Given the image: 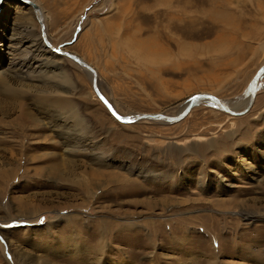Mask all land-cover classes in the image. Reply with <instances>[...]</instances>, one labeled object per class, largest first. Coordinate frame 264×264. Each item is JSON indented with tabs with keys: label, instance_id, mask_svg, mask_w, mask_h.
I'll list each match as a JSON object with an SVG mask.
<instances>
[{
	"label": "rangeland",
	"instance_id": "obj_1",
	"mask_svg": "<svg viewBox=\"0 0 264 264\" xmlns=\"http://www.w3.org/2000/svg\"><path fill=\"white\" fill-rule=\"evenodd\" d=\"M35 1L122 115L241 111L264 63V0ZM2 2L0 264H264V72L242 115L122 123Z\"/></svg>",
	"mask_w": 264,
	"mask_h": 264
},
{
	"label": "water",
	"instance_id": "obj_2",
	"mask_svg": "<svg viewBox=\"0 0 264 264\" xmlns=\"http://www.w3.org/2000/svg\"><path fill=\"white\" fill-rule=\"evenodd\" d=\"M1 1L2 0H0V5H1ZM16 1L21 3V4H24V5L30 4L34 8L35 11H39V9H40L39 5L35 4L31 0H16ZM38 23L40 24V29L42 31L43 39L47 40L46 34L44 32V26H43L42 18H40V17L38 18ZM49 46H51V49L54 52L68 57L69 59L73 60L74 62L79 64L82 68H85L87 71H89L92 74L91 84H92V88L95 91L97 97L105 105V107L108 109L110 114L116 120H118L119 122H122V123H132V122H135V121L141 120V119H150V120L165 119V121L168 123L179 121L181 118H183L185 115H187L189 113V111L197 104L196 100L198 97L202 98L203 100H207V101H210V102L216 104L223 111L229 112L232 115H235V116L242 115V114L246 113L249 110L250 106L252 105L254 97H255V90L257 88V80L261 76V74L264 72V63H263L257 69V71L255 72V74L251 80L250 88H249V97L250 98H249V101H248L247 105L245 106V108H243L241 111H230L216 96H214L210 93H199V94L192 96L189 99V101L186 103V105L184 106L183 110L180 113H178L174 116H171V117L165 116L163 113H137V114H133V115H122L113 107V105L109 102V100L97 88L96 70L91 65L86 63L84 60L81 59V57L77 56L76 54L67 52L65 50H61V49L54 47L52 45H49Z\"/></svg>",
	"mask_w": 264,
	"mask_h": 264
},
{
	"label": "bare ground",
	"instance_id": "obj_3",
	"mask_svg": "<svg viewBox=\"0 0 264 264\" xmlns=\"http://www.w3.org/2000/svg\"><path fill=\"white\" fill-rule=\"evenodd\" d=\"M5 1V0H4ZM32 2H34L35 4H36V1L35 0H31ZM1 3H4V2H2L1 1ZM38 5V4H37ZM26 6H30L32 9H33V11H34V14H35V16H36V19H37V21H38V18L40 17V18H42V22H43V26H44V32H45V30H46V27H45V24H44V19H43V13H42V9L40 8L39 9V11H35L34 10V8L30 5V4H27ZM1 7V6H0ZM1 10V9H0ZM46 34V33H45ZM46 39L47 40H45V39H43L44 41V44L46 45V47H47V49L49 50H51V51H53L52 49H51V46H49V45H51L50 43H49V41H48V38H47V35H46ZM54 52V51H53ZM54 53H56V52H54ZM82 59V58H81ZM71 60V59H70ZM83 60V59H82ZM73 61V60H72ZM86 62V61H85ZM43 62H42V60H41V65L43 66V67H46L47 65H43L42 64ZM76 63V62H75ZM77 64V63H76ZM79 67H81L79 64H77ZM49 67H51V66H49ZM82 68V67H81ZM82 69H84L87 73H89L90 75H91V77H92V74L89 72V71H87L85 68H82ZM96 74H97V71H96ZM98 75L96 76V84H97V88L99 89V85H98ZM258 81V80H257ZM5 88H3V90H4ZM9 89H11V88H9ZM100 92H101V90H99ZM9 92H12V91H9ZM102 93V92H101ZM17 96V95H16ZM14 98V97H13ZM250 98V97H249ZM12 99V98H11ZM5 101V100H4ZM7 101V100H6ZM13 102H14V100H12ZM199 101H204L202 98H197V100H196V102L198 103ZM205 101H207V100H205ZM210 102V101H209ZM200 103V102H199ZM212 103V102H211ZM223 103V102H222ZM3 104V103H2ZM1 104V105H2ZM8 104V103H7ZM214 104V103H213ZM230 111H234V110H231V109H234V104L233 103H223ZM13 105V104H12ZM199 105V104H198ZM216 105V104H215ZM184 108V107H183ZM183 108L181 109V111L183 110ZM180 111V112H181ZM179 112V113H180ZM225 112V111H224ZM2 113V112H1ZM226 113H229V112H226ZM230 115H232L231 113H229ZM165 116H168V115H166L165 114ZM168 117H170V116H168ZM159 121H165V119H158ZM157 120V121H158ZM166 122V121H165ZM168 123V122H167Z\"/></svg>",
	"mask_w": 264,
	"mask_h": 264
}]
</instances>
